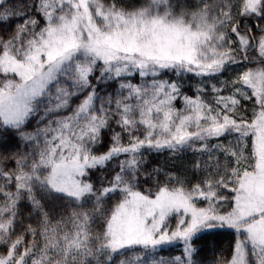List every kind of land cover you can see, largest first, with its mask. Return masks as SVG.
Returning <instances> with one entry per match:
<instances>
[{
	"label": "snow or ice",
	"instance_id": "6c2138e0",
	"mask_svg": "<svg viewBox=\"0 0 264 264\" xmlns=\"http://www.w3.org/2000/svg\"><path fill=\"white\" fill-rule=\"evenodd\" d=\"M0 264H264V0H0Z\"/></svg>",
	"mask_w": 264,
	"mask_h": 264
},
{
	"label": "trees",
	"instance_id": "16d2710c",
	"mask_svg": "<svg viewBox=\"0 0 264 264\" xmlns=\"http://www.w3.org/2000/svg\"><path fill=\"white\" fill-rule=\"evenodd\" d=\"M227 243V239L225 238L223 241H222V244H226Z\"/></svg>",
	"mask_w": 264,
	"mask_h": 264
}]
</instances>
